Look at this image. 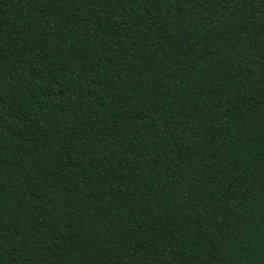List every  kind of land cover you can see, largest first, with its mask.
Returning <instances> with one entry per match:
<instances>
[{"label": "trees", "instance_id": "16d2710c", "mask_svg": "<svg viewBox=\"0 0 264 264\" xmlns=\"http://www.w3.org/2000/svg\"><path fill=\"white\" fill-rule=\"evenodd\" d=\"M0 264H264V0H0Z\"/></svg>", "mask_w": 264, "mask_h": 264}]
</instances>
